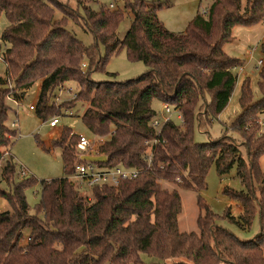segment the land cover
<instances>
[{
    "label": "trees",
    "instance_id": "1",
    "mask_svg": "<svg viewBox=\"0 0 264 264\" xmlns=\"http://www.w3.org/2000/svg\"><path fill=\"white\" fill-rule=\"evenodd\" d=\"M90 2L0 0V17L9 21L2 35L9 48L2 56L7 77L0 78V199L11 208L0 213V264H146L145 256L158 264H264V173L259 164L264 128L258 122L264 116L263 67L261 100L255 102L250 80L244 81L242 113L224 136L206 144L195 141L196 129H207L223 113L237 86L234 71L241 62L224 47L234 41L235 28L264 21V0H246L244 6L241 0H211L183 34L169 31L160 21L161 4L149 7L143 0H124L133 20L123 40L118 30L125 12L107 7L93 11ZM57 12L60 20L55 19ZM70 22L92 34L91 47L67 30ZM123 50L147 71L126 82L93 81L92 74ZM38 82L36 114L41 120L57 116L62 108L86 104L82 121L101 141L95 155L107 158L95 165L135 170L139 177L118 188L95 186L92 199L82 194L71 181L84 163L77 149L80 136L65 129L50 148L61 150L64 177L40 182L41 201L32 214L26 192L39 182H16L11 148L18 133L8 119L9 102L23 101ZM71 82L78 84V93L57 107L55 93ZM154 100L179 113L182 125L169 120L160 131L153 128ZM213 166L220 177L237 167L244 191L227 188L225 194L239 202L242 213L235 218L228 209L224 216L241 230H250L259 218L260 232L253 240L242 241L221 227L220 216L203 200ZM165 184L177 189H165ZM179 190L198 195V233L180 230Z\"/></svg>",
    "mask_w": 264,
    "mask_h": 264
},
{
    "label": "rangeland",
    "instance_id": "2",
    "mask_svg": "<svg viewBox=\"0 0 264 264\" xmlns=\"http://www.w3.org/2000/svg\"><path fill=\"white\" fill-rule=\"evenodd\" d=\"M65 2L66 0H60ZM135 2L136 0H131ZM149 4V7H163L158 12V17L164 26L171 32L176 34L185 33L189 23L196 17L198 13H203L208 9L211 0H143ZM242 5L246 4V0H241ZM115 5V10L125 12L126 19L120 25L118 37L123 40L129 32L133 15L126 11L124 0H92L90 8L93 11H99L102 7L110 8ZM61 13H56V20H60ZM9 27V21L5 15L0 17V78L6 79L7 67L2 59L4 52L9 48L2 42V35ZM67 30L74 34L78 40L84 43L87 47L94 44V37L84 28L70 22ZM234 41L224 47L225 53L232 58L241 62L234 74L238 78L237 86L233 93L232 99L223 111V113L205 130L196 129L195 141L198 144H206L210 141L221 139L228 128L241 115L240 107L241 87L244 81L250 80L251 88L255 102L261 100L262 96L259 92L258 81L261 70L259 61H264V21L253 27L239 26L233 32ZM101 55L106 56V49L102 47ZM86 65L87 64H83ZM82 65V68H83ZM87 68V67H86ZM83 70H86L83 68ZM243 70V72H241ZM147 71L146 66L142 62H132L129 60L127 52L123 50L121 53L112 55L108 59L103 70H99L92 74V80L96 83L102 82H126L136 79ZM41 82L36 83L31 90L26 94L23 101L16 104L9 102L11 111L9 113L8 126L18 133V139L15 145L11 148V156L16 163L17 177L16 182L23 179L35 178L38 184L27 190L26 196L28 204L31 208V213L35 214L36 207L41 201L42 187L41 181H51L64 177V165L61 158L60 149H50L53 141L58 140L65 129H70L74 134L87 138L93 141L94 150L101 142L96 139L86 129L82 115L87 109L86 104L78 103L73 109L62 108L60 113L47 120H41L36 114L37 102L40 94ZM78 84L75 82L68 83L64 89L55 93L56 99L53 100L57 107L64 103L72 101L78 93ZM34 107V110L31 109ZM152 108L156 112L155 120L162 122L165 117L172 120L177 125H182V120L179 119L180 114L172 109L171 115H166L163 104L160 100H154ZM57 118L59 125L56 129L50 127V123ZM259 125L261 130L264 128V116L260 119ZM15 124L16 128L12 125ZM261 134V132H259ZM233 136V133H229ZM50 150V152H49ZM92 153V152H90ZM93 156V155H91ZM242 157L246 160L247 155L245 149H242ZM11 158V157H10ZM260 169L264 173V156L260 159ZM76 189L92 199L91 191L88 188H82L80 182L74 177L71 178ZM3 189L7 186L3 185ZM165 189L173 191L177 189L173 185H164ZM229 188L234 191H244L241 181L237 177V167L235 166L229 174L220 177L217 173L216 166H213L207 176V189L202 192V197L205 203L211 208L214 214L220 216L219 225L231 231L242 241L253 240L260 232V221L257 218L250 230H241L235 224L229 221L224 215L229 209L231 215L238 218L242 213V208L239 202L225 194V190ZM182 198V213L179 217V227L182 233L192 234L198 233L197 222L200 216V210L197 205L198 195L191 191L179 190ZM11 211L10 205L4 199H0V213ZM25 242L28 239L29 231L24 232ZM146 264H158L159 261L144 257Z\"/></svg>",
    "mask_w": 264,
    "mask_h": 264
},
{
    "label": "built area",
    "instance_id": "3",
    "mask_svg": "<svg viewBox=\"0 0 264 264\" xmlns=\"http://www.w3.org/2000/svg\"><path fill=\"white\" fill-rule=\"evenodd\" d=\"M115 5H111L109 10H115ZM264 62L259 61L258 66L261 68L263 67ZM86 65H83V68L86 69ZM15 102V101H12ZM18 104L17 102H15ZM32 110H34V107H31ZM165 114L166 115H171L172 114V109L169 105H165L164 108ZM179 119L182 120L181 116ZM170 119L165 117L162 122H159L155 120L152 124V127L155 128L157 131H160L163 123L168 122ZM59 125V120L55 118L51 123L50 127L55 128ZM13 128H16V125H12ZM94 142L91 140H88L85 137L80 136V141L77 145L78 152L80 154V160H83V157L85 156H96L95 155V150L92 146ZM92 152V153H90ZM149 160H151V157H149ZM150 162V161H149ZM140 172L135 171V170H124L123 168H114L112 170H101L99 169L94 163L90 162H85L80 163L76 167V173L73 176L77 181L80 182L81 189L88 188L91 189L95 186H107V187H113V188H118L120 184L123 181H132L135 180L139 177Z\"/></svg>",
    "mask_w": 264,
    "mask_h": 264
},
{
    "label": "water",
    "instance_id": "4",
    "mask_svg": "<svg viewBox=\"0 0 264 264\" xmlns=\"http://www.w3.org/2000/svg\"><path fill=\"white\" fill-rule=\"evenodd\" d=\"M83 160L85 162H90V163H105L107 161V158L104 156H85L83 157Z\"/></svg>",
    "mask_w": 264,
    "mask_h": 264
},
{
    "label": "crops",
    "instance_id": "5",
    "mask_svg": "<svg viewBox=\"0 0 264 264\" xmlns=\"http://www.w3.org/2000/svg\"><path fill=\"white\" fill-rule=\"evenodd\" d=\"M241 72H243V70H242ZM57 127H58V126H57ZM57 127L53 128V129H56Z\"/></svg>",
    "mask_w": 264,
    "mask_h": 264
}]
</instances>
